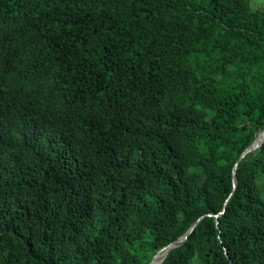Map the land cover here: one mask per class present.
<instances>
[{"label":"trees","instance_id":"obj_1","mask_svg":"<svg viewBox=\"0 0 264 264\" xmlns=\"http://www.w3.org/2000/svg\"><path fill=\"white\" fill-rule=\"evenodd\" d=\"M263 129L264 0H0V264H264Z\"/></svg>","mask_w":264,"mask_h":264},{"label":"water","instance_id":"obj_2","mask_svg":"<svg viewBox=\"0 0 264 264\" xmlns=\"http://www.w3.org/2000/svg\"><path fill=\"white\" fill-rule=\"evenodd\" d=\"M260 133H261V135L259 136ZM260 133L258 134V136L256 137V139L242 152V154L239 156L237 162L240 161L247 153L255 150L256 148H258L262 144V142L264 141V129ZM233 174H234V171H233ZM233 180H234V178H233ZM233 187H235V182H234ZM196 222L192 226H190V228L181 237H179L178 239L172 241L171 243L167 244L166 246H164L160 250H158L157 253L152 257V259L149 262V264H152L153 263V260H154L155 256L160 251H162V250H166L167 251L170 248L174 247L177 243L185 240L186 237H187V235L193 230ZM162 260H163V258L157 264H159Z\"/></svg>","mask_w":264,"mask_h":264},{"label":"bare ground","instance_id":"obj_3","mask_svg":"<svg viewBox=\"0 0 264 264\" xmlns=\"http://www.w3.org/2000/svg\"><path fill=\"white\" fill-rule=\"evenodd\" d=\"M261 135V133L259 134V136ZM163 252H164V255L166 254V250H162V251H160L158 254H157V256H155V258H154V260H153V263L152 264H157L163 257H162V255H163ZM163 255V256H164ZM159 260V261H158ZM156 261H158L157 263H155Z\"/></svg>","mask_w":264,"mask_h":264},{"label":"rangeland","instance_id":"obj_4","mask_svg":"<svg viewBox=\"0 0 264 264\" xmlns=\"http://www.w3.org/2000/svg\"><path fill=\"white\" fill-rule=\"evenodd\" d=\"M258 6V5H257ZM157 256V255H156Z\"/></svg>","mask_w":264,"mask_h":264}]
</instances>
